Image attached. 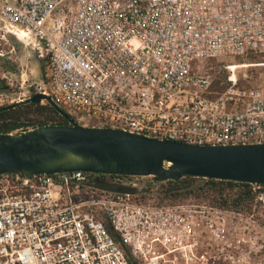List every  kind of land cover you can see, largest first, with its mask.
<instances>
[{"label":"built area","instance_id":"built-area-1","mask_svg":"<svg viewBox=\"0 0 264 264\" xmlns=\"http://www.w3.org/2000/svg\"><path fill=\"white\" fill-rule=\"evenodd\" d=\"M8 36L42 64L36 91L82 126L189 145L264 143V85L245 86L235 73L252 64L225 65L223 78L205 67L264 55V0H0V38ZM102 176L135 186L82 171L1 174L0 264H129L106 225L139 264L168 261L148 255L156 242L185 263L264 264V185L251 184L253 212L244 214L143 205L97 188ZM200 230L207 257L192 249Z\"/></svg>","mask_w":264,"mask_h":264},{"label":"water","instance_id":"water-1","mask_svg":"<svg viewBox=\"0 0 264 264\" xmlns=\"http://www.w3.org/2000/svg\"><path fill=\"white\" fill-rule=\"evenodd\" d=\"M30 102L51 105L68 124L0 133V175L82 171L151 178L159 183L191 176L264 185V143L189 145L118 129L86 127L41 91L1 106L0 112ZM95 186L122 194H134L136 190L122 183L101 180Z\"/></svg>","mask_w":264,"mask_h":264},{"label":"rangeland","instance_id":"rangeland-1","mask_svg":"<svg viewBox=\"0 0 264 264\" xmlns=\"http://www.w3.org/2000/svg\"><path fill=\"white\" fill-rule=\"evenodd\" d=\"M7 39L0 38V80L2 81V88L0 90V107L20 101L24 98L31 96L36 92L35 85L38 83L43 76V67L42 64L35 58L33 53L29 50L28 47L19 42L15 37L8 36ZM228 64H252L251 66H239L235 69L237 76L241 78V84L245 86H262L264 85V56L256 57L255 59H242L235 56H223L218 57L213 60H210L205 66L207 70L211 72H216V76L223 78L221 73H226V77L229 75V70L225 68V65ZM243 75L246 78H243ZM6 87V88H5ZM129 182L135 184V188L141 189L148 185H151L153 190L159 187V182L151 178H127ZM154 194V192H153ZM134 199V198H133ZM136 201V200H135ZM138 202V201H136ZM143 205H151L155 207H167V206H194L201 207L210 205L207 201L189 199L179 203H165L160 202V200L155 196H149L145 201L138 202ZM198 209V208H197ZM190 212L188 215H192ZM199 233V243L193 249V252L200 256L203 252H207L206 257L209 256L211 247L208 245L207 241L209 240V234L203 230L197 231ZM130 250L131 246L127 245ZM166 246L169 249H175L179 245L173 243H166ZM213 249V248H212ZM132 252V250H131ZM154 252V253H153ZM167 249L161 244L156 242L153 249L148 253L149 256L164 255V259L168 260L167 262L161 261V264H212L211 260H189L185 263V260L181 257V250L176 249L171 253H167ZM133 255V254H132ZM140 263L139 258L134 256ZM202 261V262H201ZM215 264H232L223 258L216 260Z\"/></svg>","mask_w":264,"mask_h":264},{"label":"trees","instance_id":"trees-1","mask_svg":"<svg viewBox=\"0 0 264 264\" xmlns=\"http://www.w3.org/2000/svg\"><path fill=\"white\" fill-rule=\"evenodd\" d=\"M264 55H252L255 59ZM210 61V60H209ZM206 62V65L208 62ZM226 73L221 76L226 77ZM43 78V77H42ZM47 124L65 125L68 122L49 104L27 103L0 112V133H9L17 129L38 127ZM133 198L143 203L147 197L155 195L160 202L179 203L189 199L207 201L211 207L227 209L244 214L253 212L255 192L249 183L195 178L186 176L178 180L160 181L153 190L151 185L135 188ZM154 192V194H153ZM108 232L125 252L129 264H138L130 248L125 245L113 227L106 225Z\"/></svg>","mask_w":264,"mask_h":264},{"label":"flooded vegetation","instance_id":"flooded-vegetation-1","mask_svg":"<svg viewBox=\"0 0 264 264\" xmlns=\"http://www.w3.org/2000/svg\"><path fill=\"white\" fill-rule=\"evenodd\" d=\"M2 87V81L0 80V88ZM113 178V176H109V177H104V176H102L101 178H100V180L101 181H108L109 179H112ZM99 180V181H100Z\"/></svg>","mask_w":264,"mask_h":264},{"label":"bare ground","instance_id":"bare-ground-1","mask_svg":"<svg viewBox=\"0 0 264 264\" xmlns=\"http://www.w3.org/2000/svg\"><path fill=\"white\" fill-rule=\"evenodd\" d=\"M239 66H236V68H238Z\"/></svg>","mask_w":264,"mask_h":264}]
</instances>
